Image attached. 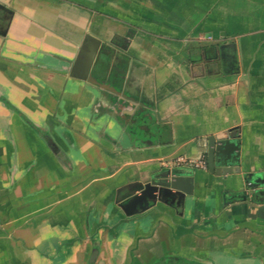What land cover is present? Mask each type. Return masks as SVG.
<instances>
[{
    "label": "crops",
    "instance_id": "crops-1",
    "mask_svg": "<svg viewBox=\"0 0 264 264\" xmlns=\"http://www.w3.org/2000/svg\"><path fill=\"white\" fill-rule=\"evenodd\" d=\"M0 4V264H264V201L225 196L264 171V0ZM97 40L93 73L144 113L71 75ZM211 135L239 173L209 171ZM171 166L184 206L127 216L118 191Z\"/></svg>",
    "mask_w": 264,
    "mask_h": 264
},
{
    "label": "water",
    "instance_id": "water-1",
    "mask_svg": "<svg viewBox=\"0 0 264 264\" xmlns=\"http://www.w3.org/2000/svg\"><path fill=\"white\" fill-rule=\"evenodd\" d=\"M0 9L5 11L4 18L9 20L12 14L11 9L0 4ZM6 28L0 29V34L5 35ZM101 41L97 40V45L92 53L87 52L86 43L76 58L71 70V75L83 80H87L98 87L110 91L122 99L131 101L138 106L137 113H144L145 103L135 96L127 93L124 86H117L93 73L92 68L97 59ZM207 153L208 169L215 175H228L239 173L241 142L235 137L218 138L211 135L204 142ZM193 169L187 166L159 167L154 169L146 181L129 184L123 194L118 191L116 203L122 208L127 216H131L140 211L147 210L158 202L177 207L184 206L186 197L194 192ZM244 185L241 190L227 191L233 195V200L237 198L245 199L250 197L253 201H264V171L245 173L243 175Z\"/></svg>",
    "mask_w": 264,
    "mask_h": 264
},
{
    "label": "rangeland",
    "instance_id": "rangeland-1",
    "mask_svg": "<svg viewBox=\"0 0 264 264\" xmlns=\"http://www.w3.org/2000/svg\"><path fill=\"white\" fill-rule=\"evenodd\" d=\"M138 130H139V132L140 133H142V134H145V131L143 130V127H141V128H138ZM162 263H164V264H169V261H163V262H158L157 264H162ZM181 263V262H180Z\"/></svg>",
    "mask_w": 264,
    "mask_h": 264
},
{
    "label": "built area",
    "instance_id": "built-area-1",
    "mask_svg": "<svg viewBox=\"0 0 264 264\" xmlns=\"http://www.w3.org/2000/svg\"><path fill=\"white\" fill-rule=\"evenodd\" d=\"M179 160H182V161H184V162H185V159H183V158H179ZM204 163H205V161H204Z\"/></svg>",
    "mask_w": 264,
    "mask_h": 264
},
{
    "label": "trees",
    "instance_id": "trees-1",
    "mask_svg": "<svg viewBox=\"0 0 264 264\" xmlns=\"http://www.w3.org/2000/svg\"><path fill=\"white\" fill-rule=\"evenodd\" d=\"M117 86H119V85H117ZM119 87H121V86H119Z\"/></svg>",
    "mask_w": 264,
    "mask_h": 264
}]
</instances>
